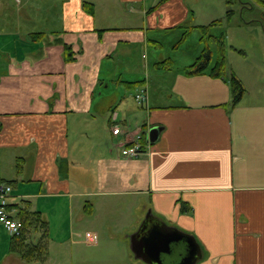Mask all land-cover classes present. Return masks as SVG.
Wrapping results in <instances>:
<instances>
[{"label": "crops", "instance_id": "obj_1", "mask_svg": "<svg viewBox=\"0 0 264 264\" xmlns=\"http://www.w3.org/2000/svg\"><path fill=\"white\" fill-rule=\"evenodd\" d=\"M201 1L0 0V180L27 217L20 241L0 224V264H148L130 247L147 216L192 235L196 264H264V101L232 103L225 74L158 67L149 36L185 39L255 10L237 2L226 20L227 4ZM236 24L264 29L255 16ZM139 60L142 80L130 73ZM142 87L147 107L134 99ZM154 125L143 154H121ZM21 243L46 256L24 259Z\"/></svg>", "mask_w": 264, "mask_h": 264}, {"label": "rangeland", "instance_id": "obj_2", "mask_svg": "<svg viewBox=\"0 0 264 264\" xmlns=\"http://www.w3.org/2000/svg\"><path fill=\"white\" fill-rule=\"evenodd\" d=\"M193 1L196 2L198 7L202 2L201 0ZM207 1L209 2L207 6L210 7H217L218 4L220 6L223 4L226 7V0ZM237 2L243 5L250 2V4H253L255 7V10L253 12L245 10L243 16L238 14L234 15L229 25H214V27L208 30V35H218L220 31L225 30V70L223 73L227 78L234 74L242 82L244 87V101H264V29L255 25L247 28L238 27L236 24V20H240L242 17L249 18L255 16L264 20V11L260 12V10H264V0H235V3ZM182 30H158L149 33L150 38H156L161 43V47L158 46V52L162 54L163 57L161 56L160 59L170 57L172 67H183L191 63L195 59L194 56L196 57L199 55L203 48V41L200 39L202 35L201 30L193 28L185 39H181L183 36L181 33ZM206 41H211L209 44L213 51V57L210 63V65H212L217 55V46L214 40L208 39V36L206 37ZM198 45L199 47L201 46V48H199ZM153 48V45H149L147 53L149 57L152 56L153 51L151 50H153ZM154 50L157 49L154 48ZM195 53H197V55H195ZM138 57H140V55H136L129 64L131 65ZM137 63L139 64L137 65L135 63L132 65L130 73L132 72L135 75L142 76V80L144 76H146V72L144 74L141 72V60ZM111 66V69L104 68V74L107 71L116 72L119 67L118 63L112 64ZM150 68L153 67L150 66Z\"/></svg>", "mask_w": 264, "mask_h": 264}, {"label": "water", "instance_id": "obj_3", "mask_svg": "<svg viewBox=\"0 0 264 264\" xmlns=\"http://www.w3.org/2000/svg\"><path fill=\"white\" fill-rule=\"evenodd\" d=\"M161 129L159 125L150 127V143L158 138ZM130 247L134 256L148 264H196L201 256L200 246L192 235L152 216H147L142 229L131 238ZM167 257L171 259L167 261Z\"/></svg>", "mask_w": 264, "mask_h": 264}, {"label": "trees", "instance_id": "obj_4", "mask_svg": "<svg viewBox=\"0 0 264 264\" xmlns=\"http://www.w3.org/2000/svg\"><path fill=\"white\" fill-rule=\"evenodd\" d=\"M164 1V0H160ZM227 9L225 13V19H229L234 15L235 9L233 8L235 4V0H226ZM83 7L88 10V12H92L93 10V4L90 2L85 1L83 3ZM216 22H212L209 25H202L199 26L202 35L201 40L206 42V37L208 36V39L214 40L217 45L218 54L217 59L215 60V63L210 67V60H211V51L209 47L205 44L204 48L201 52V54L190 64H188L184 71L186 74H198V73H204L208 71V73L212 76H218L221 77L224 75L223 71L225 70V57H224V35L219 34L217 36L208 35L209 27ZM187 34V31L185 32ZM42 33H32L31 36L33 39H37L39 37H42ZM64 58L66 61H72L74 60L73 51L69 45L64 46ZM158 67L167 69L170 68L172 65L170 59H164L158 62ZM228 81L230 83L231 92H232V103H236L240 100L241 96L244 92V87L242 85V82L234 75L232 74L230 77H228ZM144 133H143V140H144ZM183 207V206H182ZM23 209H20L17 214L16 218L22 221L24 228L22 231V234L20 236H12L13 239L22 240L24 238L26 225H27V217L24 213ZM22 247L18 246V251L20 252L21 256L26 260H31L38 257H45L47 252V245L45 244H37V245H28V244H22Z\"/></svg>", "mask_w": 264, "mask_h": 264}, {"label": "built area", "instance_id": "obj_5", "mask_svg": "<svg viewBox=\"0 0 264 264\" xmlns=\"http://www.w3.org/2000/svg\"><path fill=\"white\" fill-rule=\"evenodd\" d=\"M135 100L140 106L147 107V92L145 88H140L135 94ZM142 134H138L126 146L122 147L121 154L127 157H138L144 153L148 144V139L143 140ZM12 191L11 183L0 180V224L11 236H20L24 225L21 220L14 217L11 212L8 198Z\"/></svg>", "mask_w": 264, "mask_h": 264}, {"label": "flooded vegetation", "instance_id": "obj_6", "mask_svg": "<svg viewBox=\"0 0 264 264\" xmlns=\"http://www.w3.org/2000/svg\"><path fill=\"white\" fill-rule=\"evenodd\" d=\"M174 254H175V253H174ZM169 259H171V258H170V257H169V258H168V257L166 258L167 261H168Z\"/></svg>", "mask_w": 264, "mask_h": 264}]
</instances>
